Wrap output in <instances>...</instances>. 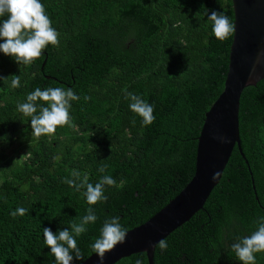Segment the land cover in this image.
<instances>
[{
    "label": "trees",
    "instance_id": "obj_1",
    "mask_svg": "<svg viewBox=\"0 0 264 264\" xmlns=\"http://www.w3.org/2000/svg\"><path fill=\"white\" fill-rule=\"evenodd\" d=\"M41 3L59 46L50 44L27 66L0 52V77L20 78L15 89L11 77L0 79V264H55L43 229L70 230L69 222H79L89 207L86 187L77 191L66 179L80 183L86 175L95 185L110 175L116 181L105 186L107 201L92 206L97 220L76 238L84 259L72 264L93 253L106 219L118 216L129 230L158 212L194 174L205 112L228 70L233 34L217 40L208 15L224 12L233 23L232 0ZM37 87L73 89L80 97L69 110L75 127L33 137L37 143L23 161L5 157V146L27 128L32 133L17 106ZM125 90L153 105L151 125L142 126L130 110ZM43 103L37 102V114ZM238 117L243 156L235 146L203 207L163 238L166 250L154 248L153 264H242L231 245L264 216V78L243 89ZM21 207L25 214L13 217ZM254 255L255 264H264V253ZM137 262L147 264L145 252L114 264Z\"/></svg>",
    "mask_w": 264,
    "mask_h": 264
},
{
    "label": "clouds",
    "instance_id": "obj_2",
    "mask_svg": "<svg viewBox=\"0 0 264 264\" xmlns=\"http://www.w3.org/2000/svg\"><path fill=\"white\" fill-rule=\"evenodd\" d=\"M0 18H3L0 19V40H3V43H0V52L14 59L19 65H31L43 55L44 50L50 44L59 46V33L52 27V21L46 14L41 0H0ZM208 21L211 22L213 35L221 42L227 40L236 31V25L224 12L212 11L208 15ZM255 70L253 66L252 72L255 73ZM10 77L11 87L18 88L20 86L19 76ZM9 78L0 77L5 81ZM79 99L80 97L74 93L72 88L65 90L61 87H48L41 90L37 87L27 95V102L18 104L17 110L24 117L30 118L31 134L35 138H40L53 135L58 127L66 125L75 127L69 110L72 107L71 102ZM83 99L88 102L91 97L85 95ZM125 99L130 101V110L142 118V126H149L154 122L153 105L127 90H125ZM38 101L44 103L40 104L37 114ZM132 123L135 124V120ZM105 170V166L98 169L100 173H104ZM72 176L79 179L80 173L74 170ZM219 176L220 173L217 172L212 179L215 181ZM64 182L75 187L77 191L86 187L84 196L89 207L87 214L79 218V222L75 220L69 222L70 230L65 228L57 234L53 233L50 228L43 229L44 244L50 248V255L55 258V264H72L74 258L84 259L76 238L87 231V225L96 222L97 216L92 206L107 201L108 198L104 194L105 186L114 187L116 185V181L110 175L102 176L95 185L88 182L86 175L80 183L72 179H66ZM27 187L25 185L22 190H27ZM25 212L26 209L21 207L13 211L11 215L13 217L17 214L23 216ZM255 224V231L248 236L238 237L237 242L231 245V250L242 264H255L254 254L264 253V216L259 217ZM126 238L127 229L121 225L120 218L111 217L105 220L100 236L95 239L90 248L103 264L106 254L113 251L117 245L125 243ZM155 247L162 251L166 250V239H161Z\"/></svg>",
    "mask_w": 264,
    "mask_h": 264
},
{
    "label": "water",
    "instance_id": "obj_3",
    "mask_svg": "<svg viewBox=\"0 0 264 264\" xmlns=\"http://www.w3.org/2000/svg\"><path fill=\"white\" fill-rule=\"evenodd\" d=\"M232 7L236 31L230 45L228 70L223 88L205 112L197 138L192 178L158 212L127 230L126 242L107 253L103 264H114L138 252H145L147 264H153L156 244L203 207L235 146L243 156L239 101L245 87L256 85L264 78V0H232ZM253 66L255 73L252 72ZM217 172L220 176L214 181L212 176ZM80 264L101 262L97 254L92 253Z\"/></svg>",
    "mask_w": 264,
    "mask_h": 264
},
{
    "label": "rangeland",
    "instance_id": "obj_4",
    "mask_svg": "<svg viewBox=\"0 0 264 264\" xmlns=\"http://www.w3.org/2000/svg\"><path fill=\"white\" fill-rule=\"evenodd\" d=\"M14 143L11 147L5 146V148H9L6 151V156L12 158L19 159L18 161H23L24 158L27 157L29 153V148L33 149L37 143L36 139L33 138L30 133V128H27L23 131L22 134L16 137V139L12 142ZM13 150V152H11ZM1 181V179H0Z\"/></svg>",
    "mask_w": 264,
    "mask_h": 264
}]
</instances>
